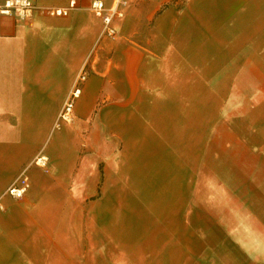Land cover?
I'll return each mask as SVG.
<instances>
[{"label":"crops","instance_id":"0c3cea01","mask_svg":"<svg viewBox=\"0 0 264 264\" xmlns=\"http://www.w3.org/2000/svg\"><path fill=\"white\" fill-rule=\"evenodd\" d=\"M35 1L75 6L0 12V264H137L149 222L188 232L142 260L264 264V0H126L115 36L93 0Z\"/></svg>","mask_w":264,"mask_h":264},{"label":"built area","instance_id":"2783aa9c","mask_svg":"<svg viewBox=\"0 0 264 264\" xmlns=\"http://www.w3.org/2000/svg\"><path fill=\"white\" fill-rule=\"evenodd\" d=\"M75 6V1H70L69 6L66 8L40 6L35 0H6L0 7V12L4 14L14 13L17 18L22 20H32L35 14L49 16V17H64L69 14L70 8ZM127 6L126 0H114V2L106 7L102 0H93L91 9L94 15L101 19L104 27V34L107 36H115L116 29L113 27L112 22L115 18H122L124 16L123 8ZM79 80L85 79V74H81ZM80 94V88L74 87L69 98L65 101L59 118L63 121L69 122L71 119L74 101ZM35 164L41 167L46 166L47 158L38 156L34 160ZM29 178L22 172L16 181L11 184L6 191V194L13 198L19 199L24 196L29 188ZM0 208L3 206L0 203Z\"/></svg>","mask_w":264,"mask_h":264},{"label":"rangeland","instance_id":"374dc122","mask_svg":"<svg viewBox=\"0 0 264 264\" xmlns=\"http://www.w3.org/2000/svg\"><path fill=\"white\" fill-rule=\"evenodd\" d=\"M188 2H189V0H170V2L166 5V6H171V5H174L175 7H177V8H182V7H184V5L186 6L187 4H188ZM254 74L256 75V71H254ZM72 119V118H71ZM244 125V124H243ZM249 127V126H248ZM244 128V127H243ZM246 129V128H245ZM249 131H250V129H249ZM227 185H232V182L231 181H229V180H227V182H225ZM187 199V198H186ZM186 201V200H185ZM135 206V208H136V212H133L132 213V209H133V205H132V203L130 202V204L129 205H127L126 207H125V209H124V207H123V212H122V214H121V216H122V219L124 220V218L123 217H127V221L128 220H131V224H133L134 222L132 221V220H136V222H137V224H140L141 222L139 221L141 218L142 219H144V217H146V213H144V215L141 217V214H139V213H143L142 212V210H143V208L141 207V206H139L138 204H135L134 205ZM139 215H140V218H139ZM137 216V217H136ZM170 215L169 214H164V220L165 221H167L168 220V218L167 217H169ZM138 218V219H137ZM139 221V222H138ZM149 224H150V222L149 223H147L145 226L146 227H142V229L141 228H139L138 230H137V236H145V235H149V236H152L151 238H145V239H142V241H144V240H147L148 239V241H152V242H154L155 240L154 239H157V243H150V244H148V245H145V244H143V245H131V244H125L124 246H118V247H120V249H121V252L122 253H126V252H131V253H135L136 254V258H137V260H136V263L137 264H164V262H161V261H152V260H142L141 258H140V252H142V250L143 251H147L148 253H152L153 254V256L155 257L156 256V254L158 255V254H160V253H162V251H164V252H166L168 249H170V248H174V249H176L175 247V245L176 244H172V245H169V246H166V244L164 243V238H166L167 236H171V235H178V236H181L180 234H179V231L182 233H184V232H188L187 230L185 231V230H179V229H176V228H170V229H167V228H164V230H162L161 228H159V227H154L155 226V224H154V226L152 225V224H150V225H152V226H150L149 227ZM176 224V220L175 219H173V221H172V225H175ZM139 226V225H138ZM140 227V226H139ZM147 228V229H146ZM132 232H133V230H132ZM92 233V232H91ZM93 234V233H92ZM186 234V233H185ZM128 235V234H127ZM93 238H95V235H91ZM144 238V237H143ZM127 241V240H126ZM186 241H188V240H186ZM187 247H189V248H192L193 246H191V245H189V246H187ZM134 248V249H133ZM168 252H170V251H168ZM122 264H128V261H122L121 262Z\"/></svg>","mask_w":264,"mask_h":264},{"label":"bare ground","instance_id":"6f19581e","mask_svg":"<svg viewBox=\"0 0 264 264\" xmlns=\"http://www.w3.org/2000/svg\"><path fill=\"white\" fill-rule=\"evenodd\" d=\"M71 120V119H70Z\"/></svg>","mask_w":264,"mask_h":264}]
</instances>
